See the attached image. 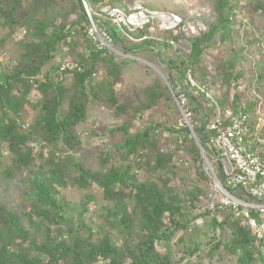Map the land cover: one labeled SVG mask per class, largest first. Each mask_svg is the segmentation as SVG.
<instances>
[{
    "label": "trees",
    "instance_id": "trees-1",
    "mask_svg": "<svg viewBox=\"0 0 264 264\" xmlns=\"http://www.w3.org/2000/svg\"><path fill=\"white\" fill-rule=\"evenodd\" d=\"M84 1L98 29L111 34L113 45L127 51L153 49L161 54L159 62L168 81L157 75L142 90L138 106L121 102L116 89L124 73L123 62L136 60L120 56L112 44L100 48V41L90 34L93 25ZM241 1L214 0V21L207 19L205 30L186 35L180 28L161 30L159 26L152 32L156 19L150 13L142 28L131 30L115 23L104 11L109 6L129 16L140 10L135 0H0V23L9 31L1 42L24 32L14 64L0 74V158L5 149L11 157L2 176L12 178L22 173L23 196L30 205L18 213L0 201V264L183 263L186 256L175 261L171 242L177 236L181 242L180 235L191 225L201 228L190 235L195 245L200 232L216 239L205 242L209 246L204 252L199 246L190 248L192 254L200 251L199 264L216 254L221 261L230 257L233 264H264V238L252 233L246 218L237 216L231 207H199L207 193L201 183L208 182L212 189L213 182L189 129L178 124L181 112L173 94L186 91L188 106L204 118L201 124L196 123L197 133L205 127L206 117L212 118L210 110L213 116L217 108L224 114L227 110L256 112L259 99L244 97L245 90L239 88L240 84L244 88V74L238 68L237 53H232V58H219L213 73L208 72L203 58L205 51L218 48V33L221 40L227 39L240 24L234 13L236 6L245 7L240 16L248 7V14L255 18L257 12L264 16V0L247 5ZM141 10L148 12L143 6ZM189 72L199 85L212 91V98L188 84ZM92 103L105 104L116 118L126 117L117 127L124 134L118 150L135 158L136 166L158 176L141 180L130 165L93 170L78 161L75 168L79 175L71 183L87 193L80 201L82 210L75 214L64 195L72 177L66 162L72 157L63 153L82 146L78 126L87 120ZM27 106L37 114L31 128L25 129ZM152 110L160 114L159 122L133 132L140 115ZM213 134L207 128L201 134L207 150L206 142ZM44 145L51 147L48 152ZM38 146L41 149L35 154ZM184 152L197 168L199 184L180 191L171 181L177 175L178 160L186 162L180 154ZM104 163L110 160L105 158ZM93 185L104 201L101 220L95 226L85 217L89 204L97 202L89 192ZM252 214L264 222V215ZM197 219L203 223H196ZM205 225L209 229L203 231Z\"/></svg>",
    "mask_w": 264,
    "mask_h": 264
},
{
    "label": "rangeland",
    "instance_id": "rangeland-1",
    "mask_svg": "<svg viewBox=\"0 0 264 264\" xmlns=\"http://www.w3.org/2000/svg\"><path fill=\"white\" fill-rule=\"evenodd\" d=\"M241 0H239L240 2ZM247 3H257V0H242ZM241 1V2H242ZM214 0H135L136 9L140 6L146 8V10L151 12L160 13H178L187 22H197L198 24H203L207 28L208 19L214 21L216 14L213 8ZM109 7V6H107ZM131 7V6H130ZM248 7V6H247ZM240 10H245V7H235L234 13L238 16L237 20H241L240 24L232 31L231 35L227 39H220V33L217 35L216 46L208 52H204L203 58L207 64V70L210 73L215 72L221 59L219 58H232L234 53H237L236 60L238 61V68L243 70L244 97L249 99H259V105L256 108L264 111V16L261 12H257V18L248 14L250 12V7L246 8L245 15H239ZM90 18V17H89ZM155 22L152 24V32H156L155 27L159 26L158 19L155 18ZM186 19V20H185ZM91 20V19H90ZM203 22V23H202ZM203 26V28H204ZM100 31V30H99ZM7 28H3L0 23V74L2 72H8L10 70L12 59L16 54H18V48L22 44L24 32H18L9 39L1 42L6 38ZM148 38V37H147ZM112 44V43H111ZM177 43H174L175 46ZM113 50L116 51L120 56L124 58H129L136 61H131V63L123 62L124 73L122 79L117 83V95L121 102L128 103L133 107L138 106L143 99L142 90L154 80L157 75H160L164 80L168 81L167 72L164 71V67L160 64L159 59L162 58L158 50L155 52L151 50H136L127 51L123 48L113 45ZM233 53V55H232ZM157 54V55H156ZM220 55V56H219ZM121 61V58L118 59ZM56 62V59H54ZM49 68V67H48ZM167 78V79H165ZM169 83V82H168ZM178 91V90H177ZM223 91V90H220ZM24 116V128H31L37 111L33 108L27 106L25 108ZM194 112V111H193ZM210 112V117H213V112ZM193 122L200 123L204 122V118L201 120L198 114L194 113ZM161 116L155 110L144 111L142 116L134 122L133 132L142 130L150 124L151 122H159ZM126 117L116 118L110 108L105 104H93L89 108L88 118L86 121L78 126V131H80V138L82 140V146L74 152H65L64 156H71L72 159L67 160V164L70 167V172L72 177L68 188L64 190V195L66 196L68 202L70 203L72 213H78L82 210L80 206V201L84 198L87 193V189L79 188L77 185L72 184L74 177L79 175V171L75 168L76 162L82 161L87 168L93 170H100L105 167L108 168L110 165L115 164L119 166H132L135 173L138 175L139 179H155L156 175L148 173L144 168L136 166L135 158L128 156L125 151L121 152L118 150L117 145L121 144L124 139V134L119 131L117 127L124 122ZM206 125V124H205ZM156 131V130H155ZM157 130L156 132H158ZM210 130L207 128V132ZM158 134V133H157ZM60 145V144H59ZM61 146V145H60ZM45 151L48 152L51 147L44 145ZM41 149L38 146L35 150L37 154ZM5 155L0 158V201L5 203L10 209L22 213L30 208L29 201H25L23 193L25 191V186L22 183V173L17 172L14 177L2 176L4 168H7L11 163L10 153L5 149ZM185 156L186 162L178 160L175 165V170L177 175L172 176V183L176 185L180 191H184L185 188L192 187L193 185L199 184L196 182L198 177L197 168L192 162V158L187 152L180 153ZM179 159V156H177ZM110 160V163L105 164L104 159ZM67 159V158H66ZM203 167L206 170V163L203 158ZM216 171L222 178L220 168L216 166ZM201 185L207 187V193L202 198L200 203V208H210V203L212 197L210 195L211 188L208 182H203ZM237 186L234 185V188ZM89 192L94 195L97 202H92L89 204V210L85 214V217L92 220L90 223L95 226L96 222L101 220L100 214L102 211V205L104 201L102 199L99 188L96 185L90 187ZM235 195L242 196V193L237 190L234 191ZM220 200V197H219ZM196 223L202 224L201 219H197ZM195 224V223H194ZM194 227V225H191ZM206 226V225H205ZM189 226L188 231L182 233L180 238L177 236L171 242L172 250L174 253L175 261L181 256L185 255L186 259L183 263L176 262L177 264H199L197 261L200 257V251L197 253L190 252V248L201 247V252L208 248L209 244H205L210 239L211 242L216 240L214 236L206 238L202 232L195 236L198 245L194 244V238H191V233H198L201 229L197 227L194 229ZM190 228L193 229L190 231ZM209 229L208 226L203 227V231ZM194 236V235H193ZM199 236V237H198ZM198 237V239H197ZM195 240V241H196ZM181 243V244H179ZM179 244V251H178ZM195 252V251H194ZM192 255H189V254ZM211 258H206L203 264H233L234 261L228 256H226L222 261L219 260L218 254Z\"/></svg>",
    "mask_w": 264,
    "mask_h": 264
},
{
    "label": "built area",
    "instance_id": "built-area-1",
    "mask_svg": "<svg viewBox=\"0 0 264 264\" xmlns=\"http://www.w3.org/2000/svg\"><path fill=\"white\" fill-rule=\"evenodd\" d=\"M86 7L93 25L90 34L100 41V48L111 47L113 40L111 34L107 31H99L87 5ZM141 8L142 6L138 8L139 11L129 16H126L119 8L105 7L104 11L108 12L115 23L128 26L131 30L142 28L149 21V13L158 19L161 30L180 28L186 35H190L206 29L204 24L185 22L184 18L175 12L148 11L146 13ZM187 82L199 91L205 92L207 97H213L212 91L199 85L190 72ZM173 94L181 112L179 126L188 128L190 137L204 151L202 157L206 163V172L213 182L210 191L212 197L210 208L231 207L237 216L247 219L252 233L258 239L264 238V222H259L252 214L256 211L264 215V111L258 109L251 115L242 110L237 112L227 110L224 114L220 108H217L212 118L206 117V128L214 132L206 142L209 146L207 150L203 141L200 142L201 136L195 131L194 112L188 106L187 92L183 91L176 95L173 91ZM183 140L184 138L181 137L180 143H183ZM216 166L220 168L222 178L217 173ZM234 185L237 187L234 188ZM237 190L242 193V196L235 195L234 191Z\"/></svg>",
    "mask_w": 264,
    "mask_h": 264
},
{
    "label": "water",
    "instance_id": "water-1",
    "mask_svg": "<svg viewBox=\"0 0 264 264\" xmlns=\"http://www.w3.org/2000/svg\"><path fill=\"white\" fill-rule=\"evenodd\" d=\"M84 3H85V5H87L86 1H84ZM88 16H89V14H88ZM92 18H93V17H92ZM165 79H167V78H165ZM205 128H206V126L203 128V130H202L201 132L198 133L199 136H201V134L203 133V131L205 130ZM200 142H201V139H200ZM198 146H199V148H200V151H201L202 155L204 156V151H203V149L201 148L200 145H198Z\"/></svg>",
    "mask_w": 264,
    "mask_h": 264
},
{
    "label": "clouds",
    "instance_id": "clouds-1",
    "mask_svg": "<svg viewBox=\"0 0 264 264\" xmlns=\"http://www.w3.org/2000/svg\"><path fill=\"white\" fill-rule=\"evenodd\" d=\"M90 17V16H89ZM94 20V19H93Z\"/></svg>",
    "mask_w": 264,
    "mask_h": 264
}]
</instances>
